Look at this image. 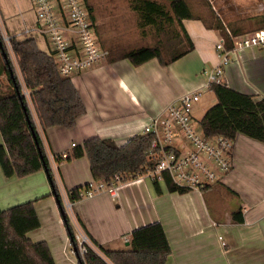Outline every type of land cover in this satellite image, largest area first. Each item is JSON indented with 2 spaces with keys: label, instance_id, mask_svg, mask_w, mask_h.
I'll list each match as a JSON object with an SVG mask.
<instances>
[{
  "label": "crops",
  "instance_id": "obj_1",
  "mask_svg": "<svg viewBox=\"0 0 264 264\" xmlns=\"http://www.w3.org/2000/svg\"><path fill=\"white\" fill-rule=\"evenodd\" d=\"M186 1L195 17L182 20L194 46L185 55L167 65L158 58L134 65L127 58L111 59V54L86 70L74 72L70 77L86 111L73 127L43 130L32 104L33 119L47 156L71 151L93 136L123 145L131 137L142 135L152 117L162 114L169 103L185 92L202 87L207 72L220 63L215 48L223 37L219 26L236 35L264 28V0ZM0 12L14 35L36 23L35 8L29 0H0ZM13 13L20 16V24ZM174 27L177 37L154 31L150 36L154 40L140 43H176L173 39L185 38L181 27ZM146 29L154 30V26ZM145 30L141 39L149 37ZM96 32L101 45L109 46L113 52L106 32ZM32 36L42 50L53 52L48 37L41 33ZM224 80L239 91L264 96V52L233 53L225 67ZM215 102V94L208 90L194 105L193 112H205ZM3 143L0 132V144ZM231 158L230 171L204 191L170 192L160 181L159 193L153 180L141 175L122 183L115 197L98 192L76 200L74 216L77 221L80 218L84 231L108 249H124L128 245L124 237L130 238L135 228L161 221L172 248L166 264H264V143L238 134ZM53 174L62 194L94 180L86 155L61 161ZM30 200H34L41 226L28 236L33 241L45 240L56 264H79L46 170L8 177L0 164V206L8 208ZM238 209L243 221L232 218Z\"/></svg>",
  "mask_w": 264,
  "mask_h": 264
},
{
  "label": "trees",
  "instance_id": "obj_2",
  "mask_svg": "<svg viewBox=\"0 0 264 264\" xmlns=\"http://www.w3.org/2000/svg\"><path fill=\"white\" fill-rule=\"evenodd\" d=\"M85 2L95 22L94 11L88 1ZM132 8L138 13L139 26L143 31L146 26H154L153 31L156 33L165 32L174 36L178 32L174 26L179 25L185 38L173 39L176 43L161 40L154 44L113 49L109 54H113L111 59L127 58L134 65H140L158 58L163 65H167L194 48L182 23L183 19L195 17L186 0H132ZM219 27L225 46L231 48L232 36L236 33L229 32L223 25ZM10 44L17 67L0 35V132L4 142L0 144V164L6 176L23 177L45 169L46 163L53 184L50 161L23 93L20 75L30 91L43 130L52 126L73 127L77 118L85 113L86 106L72 78L59 73L53 53L42 50L34 36L11 35ZM2 76L6 83H3ZM209 90L215 94L216 102L206 109L200 119L201 132L205 136L223 135L235 139L238 134H244L264 143V96L259 98L255 94L239 91L225 80L211 83ZM151 140L152 136L149 135H135L125 144L119 145L113 139L93 136L67 151L65 157L55 153V160L61 162L86 155L94 180L109 181L117 173L131 180L154 167V161L146 154ZM162 182L170 192L190 191L176 185L168 174H165ZM153 183L160 193V181L154 180ZM86 185L70 189V198L74 199ZM55 189L53 184V192L59 199L70 244L75 249L79 264H166L172 248L161 221L135 228L124 249H108L85 230L99 251L89 246L82 257L74 227ZM241 213L239 209L234 211L233 220L243 221V217L239 216ZM78 221L85 229L80 218ZM40 226L34 200L8 208L0 206V264H56L49 244L45 240L33 241L28 236L30 231Z\"/></svg>",
  "mask_w": 264,
  "mask_h": 264
},
{
  "label": "built area",
  "instance_id": "obj_3",
  "mask_svg": "<svg viewBox=\"0 0 264 264\" xmlns=\"http://www.w3.org/2000/svg\"><path fill=\"white\" fill-rule=\"evenodd\" d=\"M29 1L35 8L36 23L33 26H25L16 36L41 33L48 37L61 75L70 76L74 72L86 70L108 58L110 51L98 40L96 24L92 20L91 10L86 2L83 3L82 0ZM5 40L11 48L10 36H5ZM215 48L219 53L220 63L207 72L205 84L185 92L169 103L162 114L152 117L143 128L142 135L152 136L146 154L154 161V167L148 169L144 175L149 176L153 181H163L165 174H168L180 187L203 191L219 182L232 168L231 154L234 150V139L223 135L207 137L202 132H198L193 126L192 113L194 105L201 99L203 93L209 90L211 83L224 80V70L233 53L247 50L264 52V28L232 36L231 48L225 46V40L222 37ZM20 80L32 113L30 91L24 85L21 75ZM61 154L65 157L67 151ZM48 158L53 173L60 162L55 160V153H50ZM127 181L129 180L121 173L115 174L109 181L92 180L78 192L74 199H71L68 192L62 194L59 191L53 174L55 192L61 196L64 210L74 224L75 238L82 257L89 246L99 250L76 220L74 202L78 199L93 197L98 192H107L115 197L119 186ZM124 239L128 241L129 237L125 236ZM71 249L75 253L72 245Z\"/></svg>",
  "mask_w": 264,
  "mask_h": 264
},
{
  "label": "rangeland",
  "instance_id": "obj_4",
  "mask_svg": "<svg viewBox=\"0 0 264 264\" xmlns=\"http://www.w3.org/2000/svg\"><path fill=\"white\" fill-rule=\"evenodd\" d=\"M83 3L85 0H82ZM89 5L92 7L95 15V24L96 29L101 34L106 32L108 36V42L110 43V49L119 50L126 49L140 45H148L146 42L140 43L141 40H149L152 41L150 36L155 32L152 29H146L147 39H141L143 28L139 26V17L138 13L132 8V0H87ZM15 16L16 22L20 24L21 19L18 13H13L12 17ZM93 20V19H92ZM0 35L5 42L7 49L10 51L12 59L14 61V65L16 66L15 57L11 51L10 46L8 45V41L5 40V36H11L12 34L3 17V14L0 12ZM98 40L101 43V39L99 34H97ZM153 37V35H152ZM167 41L169 39H166ZM50 41V39H49ZM51 42V41H50ZM139 42V43H138ZM109 48V46H106ZM3 83H6V79L4 76L1 77ZM204 112L203 110H196L192 113V122L194 128L201 132L200 127V119L202 118ZM208 201H210V197L208 193L204 195ZM221 197H226L225 195H220ZM235 198V197H233ZM233 202L235 200L233 199ZM125 248L127 245L124 246ZM75 257L76 254H73Z\"/></svg>",
  "mask_w": 264,
  "mask_h": 264
},
{
  "label": "water",
  "instance_id": "obj_5",
  "mask_svg": "<svg viewBox=\"0 0 264 264\" xmlns=\"http://www.w3.org/2000/svg\"><path fill=\"white\" fill-rule=\"evenodd\" d=\"M3 54L6 56V52H5V50L3 49ZM28 119H30L29 118V115H28ZM34 136H35V138H36V135H35V133H34ZM36 142H37V144H38V147H39V150H41V148H40V145H39V142H38V140L36 139ZM47 164L45 163V170H46V172H48L47 171ZM56 194V193H55ZM58 202H59V199H58Z\"/></svg>",
  "mask_w": 264,
  "mask_h": 264
}]
</instances>
